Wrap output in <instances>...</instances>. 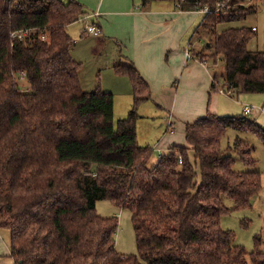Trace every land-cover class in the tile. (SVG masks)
Returning <instances> with one entry per match:
<instances>
[{"label":"trees","instance_id":"16d2710c","mask_svg":"<svg viewBox=\"0 0 264 264\" xmlns=\"http://www.w3.org/2000/svg\"><path fill=\"white\" fill-rule=\"evenodd\" d=\"M250 1L142 3L172 2L182 11L209 7L213 12L200 30L210 34L214 62L226 64L224 85L213 74L211 92L218 84L264 94V50H249L255 30L218 31L222 23L256 14ZM89 14L76 0H0V230L10 233L14 263L264 264L261 237L248 252L221 226L223 215L251 208L262 189L261 173L235 171L232 151L222 142L234 129L264 143V128L247 116L209 112L186 125V147L149 167L155 150L139 143L135 105L152 99V92L136 67H114L130 79L135 100L116 123L114 95L82 88L68 28ZM21 33L22 39L12 36ZM191 52L192 60L207 59ZM233 149L246 166L255 165L248 141L237 138ZM98 201L132 213L137 254L117 251L118 217L100 216Z\"/></svg>","mask_w":264,"mask_h":264},{"label":"crops","instance_id":"0c3cea01","mask_svg":"<svg viewBox=\"0 0 264 264\" xmlns=\"http://www.w3.org/2000/svg\"><path fill=\"white\" fill-rule=\"evenodd\" d=\"M76 1L90 11L87 25L95 21L101 30L96 39L97 48H93L94 55L111 51L116 60L114 65L132 63L136 67L147 81L154 100L164 101L165 104L171 99L172 103L167 104L168 110H165L167 131L145 145H151L155 150L149 167L156 165L161 156L170 154L175 147L187 146V124L194 123L209 112L222 114L217 95L211 93L213 75L208 71L211 68L208 62L187 60L188 50L191 55V50L202 52L205 40H194L196 31L200 32L202 12L182 11L172 2H154L144 7L142 0ZM83 33L82 37L86 34ZM75 45L74 42L72 51ZM116 79L119 83L121 78ZM121 84L124 86V80ZM175 85L176 90L173 88ZM137 130L138 135L139 126ZM262 241L261 249L263 238ZM10 254L9 249L7 256L10 257ZM12 262L15 264L13 259Z\"/></svg>","mask_w":264,"mask_h":264},{"label":"rangeland","instance_id":"374dc122","mask_svg":"<svg viewBox=\"0 0 264 264\" xmlns=\"http://www.w3.org/2000/svg\"><path fill=\"white\" fill-rule=\"evenodd\" d=\"M256 4L257 12L249 16L244 21H233L222 23L218 26V31L233 28H256L255 38L249 44V50L252 52L264 50V0H254L249 3ZM202 15V14H201ZM205 14L201 17L204 19ZM87 20V19H86ZM88 22L79 21L69 26L68 30L75 42V48L71 47L72 56L81 65L80 79L82 88L85 92H95L102 90L110 92L115 99V123L119 119L127 118L135 105L134 90L130 79L125 75H120L115 71V56L109 51L101 52L100 56L94 55L93 48H97V36L86 33L82 37V33ZM210 34L200 30L195 34V39H204L202 44V56H206L208 69L211 76L217 74L220 85H224V76L226 64L224 60L214 62L211 54L213 49L209 47ZM211 42V41H210ZM95 52V50H94ZM208 55H210L208 57ZM116 77H120L119 83H116ZM213 77V76H212ZM20 84L23 89L27 83L25 79L20 78ZM124 80V86L121 84ZM120 87V88H119ZM176 90V85L173 86ZM213 96L217 95L220 116H238L244 115V106H254L251 114L246 115L249 119L257 117V123L264 128V94H248L235 93L233 96H226L218 91L211 92ZM131 96V97H129ZM171 99L164 104V101L158 102L153 97L150 100L142 101L136 108V114L139 116L137 120V128L139 126V143L148 145L152 143L155 137H159L162 132L167 131L168 124L166 122L167 104H171ZM161 106L162 108H159ZM138 131V130H137ZM237 138L248 141L253 146L254 166H246L239 156L238 152L233 149ZM186 139V137H185ZM223 148L229 149L233 159L235 160L234 170L237 172L243 171H258L262 175V189L260 193L252 199V207L248 209L233 211L223 215L221 226L224 230L233 231L235 234L236 243L244 246L248 252H252L255 248V237L259 236L264 240V143L262 140L251 133H243L234 129H229L227 136L222 142ZM151 146V145H150ZM152 147V146H151ZM225 203L228 207L233 206V201L226 199ZM97 213L102 217H118L119 229L116 235L117 251L124 255H134L138 253L136 233L132 223V213L128 210H119L108 201H98L96 204ZM10 249V233L5 230H0V264H13L12 258L7 256V251ZM264 251V245L262 247Z\"/></svg>","mask_w":264,"mask_h":264},{"label":"built area","instance_id":"2783aa9c","mask_svg":"<svg viewBox=\"0 0 264 264\" xmlns=\"http://www.w3.org/2000/svg\"><path fill=\"white\" fill-rule=\"evenodd\" d=\"M249 4H252V2L249 3ZM219 10H220V8H217L214 12L216 14H219ZM200 12H202L205 15H209V14H212L213 11L209 7H205L204 9L200 10ZM253 30L256 31V28H253ZM85 31L88 34H94L96 36H99L101 34V30L94 23H90V24L86 25ZM25 34L26 33H21L19 35L13 34L12 36L15 37V38L17 36V38L22 39L25 36ZM187 60H192V55L190 54V51L189 50L187 51ZM207 62L208 61L205 60L203 63L206 64ZM23 78L25 79V74L24 73L21 74V79H23ZM216 87H217V91L219 93H221V94H226V95H233V94H235L234 90H232V89L226 91L225 89H223L222 87H220L218 84H216ZM255 109L256 108L254 106H250V105L244 106V115L246 116V115L251 114ZM182 161H183L182 158H180L179 159V163L182 164Z\"/></svg>","mask_w":264,"mask_h":264}]
</instances>
